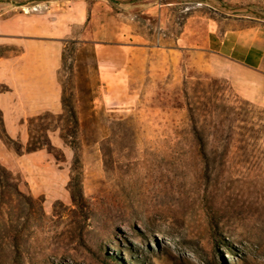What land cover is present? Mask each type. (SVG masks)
Here are the masks:
<instances>
[{
  "label": "rangeland",
  "instance_id": "obj_1",
  "mask_svg": "<svg viewBox=\"0 0 264 264\" xmlns=\"http://www.w3.org/2000/svg\"><path fill=\"white\" fill-rule=\"evenodd\" d=\"M206 1L0 0L12 30L63 41L79 122H34L52 149L25 152L29 120L6 134L20 153L2 141L19 194L0 189V264H264L262 84L176 40L204 36ZM241 3L224 11L264 20Z\"/></svg>",
  "mask_w": 264,
  "mask_h": 264
},
{
  "label": "crops",
  "instance_id": "obj_2",
  "mask_svg": "<svg viewBox=\"0 0 264 264\" xmlns=\"http://www.w3.org/2000/svg\"><path fill=\"white\" fill-rule=\"evenodd\" d=\"M218 1L222 3V9L215 1L197 4L206 7L211 14L199 18L206 26L202 38L195 31L184 30L176 40L186 39L191 42L188 48L202 50L234 69H240L252 80L260 82L264 90V20L234 14L236 10L224 11L227 7L228 10L241 7L244 5L242 0ZM13 27L10 21H0V49L9 50L0 55V87H3L0 90V117L3 129L10 137L21 132L20 122L46 113L63 112L59 79L63 41L41 34L37 27L12 30ZM97 56L104 59L102 53L97 52ZM107 66L113 72V64ZM231 75L235 77L236 74L232 72ZM3 147L0 139V151Z\"/></svg>",
  "mask_w": 264,
  "mask_h": 264
},
{
  "label": "trees",
  "instance_id": "obj_3",
  "mask_svg": "<svg viewBox=\"0 0 264 264\" xmlns=\"http://www.w3.org/2000/svg\"><path fill=\"white\" fill-rule=\"evenodd\" d=\"M73 43V42H71ZM65 50L63 52V57H62V66L64 67L65 65ZM60 74V71H59ZM3 89V87H0V90ZM62 107H63V116H67L68 120L70 121V123L74 126V127H78L79 126V122H78V118H77V114L74 108L73 103L68 102L65 98V93H64V89L62 92ZM61 115V116H62ZM46 117V114L40 115L36 118L30 119L28 121V141L26 144V149L25 152L26 153H32V152H36L38 150H42V149H52L50 140L48 138V132L50 131V129L47 127L44 129V135L37 137L36 136V132L33 130L32 126L33 123L36 121H42L44 120ZM0 127H1V133H0V139H2V141H5L6 145H12L13 149L17 152L20 153L22 151V148L20 146H18V144H16V142L12 139H10L4 129H3V125H2V121L0 118ZM40 138H42L43 140H41ZM63 140H65L64 137H62ZM0 189H7V193H14V195H18L19 194V190L17 185L14 184V178L12 176V174L6 170L3 166H1L0 164ZM68 189L71 195V199L72 202L74 204L81 202L83 200V194H82V188H81V181H80V177L79 175H74L70 178V181L68 183Z\"/></svg>",
  "mask_w": 264,
  "mask_h": 264
}]
</instances>
